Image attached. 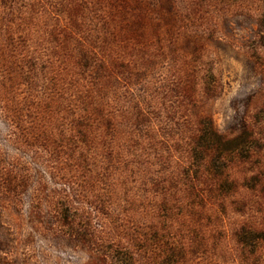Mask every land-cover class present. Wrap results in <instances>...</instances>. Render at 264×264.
<instances>
[{
	"label": "rangeland",
	"instance_id": "rangeland-1",
	"mask_svg": "<svg viewBox=\"0 0 264 264\" xmlns=\"http://www.w3.org/2000/svg\"><path fill=\"white\" fill-rule=\"evenodd\" d=\"M0 264H264V0H0Z\"/></svg>",
	"mask_w": 264,
	"mask_h": 264
},
{
	"label": "trees",
	"instance_id": "trees-1",
	"mask_svg": "<svg viewBox=\"0 0 264 264\" xmlns=\"http://www.w3.org/2000/svg\"><path fill=\"white\" fill-rule=\"evenodd\" d=\"M201 131V139L203 141L202 145L206 147L205 149H209L210 147L212 148L213 145H215V147L219 150L225 149L224 143H222L221 139L216 134H214L209 124L203 126Z\"/></svg>",
	"mask_w": 264,
	"mask_h": 264
}]
</instances>
